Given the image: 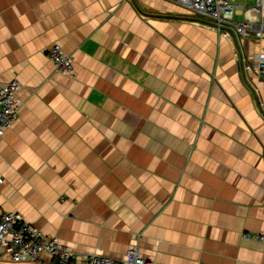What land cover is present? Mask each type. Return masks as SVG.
<instances>
[{"label":"crops","instance_id":"obj_1","mask_svg":"<svg viewBox=\"0 0 264 264\" xmlns=\"http://www.w3.org/2000/svg\"><path fill=\"white\" fill-rule=\"evenodd\" d=\"M263 52L165 0H0V83L23 101L0 208L76 256L264 264L244 239L264 235V82L245 69Z\"/></svg>","mask_w":264,"mask_h":264},{"label":"built area","instance_id":"obj_2","mask_svg":"<svg viewBox=\"0 0 264 264\" xmlns=\"http://www.w3.org/2000/svg\"><path fill=\"white\" fill-rule=\"evenodd\" d=\"M209 18L221 31L232 28L242 38H264V0L257 6L243 9L248 19L238 23L235 20L238 8L236 0H165ZM254 15L260 22L252 21ZM55 70L62 74L74 73V61L60 45H54L49 53ZM246 71L255 73L264 82V52L256 55ZM19 81L0 83V140L13 129L18 120L23 101L18 96ZM4 180L0 177V186ZM244 239H254L264 243V235H244ZM0 262L8 264H151L141 257L138 247H131L125 258L117 261L101 255L76 256L57 238L47 237L38 228L27 223L18 213H4L0 208Z\"/></svg>","mask_w":264,"mask_h":264},{"label":"rangeland","instance_id":"obj_3","mask_svg":"<svg viewBox=\"0 0 264 264\" xmlns=\"http://www.w3.org/2000/svg\"><path fill=\"white\" fill-rule=\"evenodd\" d=\"M239 2H240V0H239Z\"/></svg>","mask_w":264,"mask_h":264}]
</instances>
